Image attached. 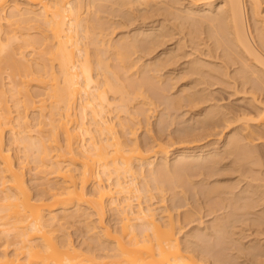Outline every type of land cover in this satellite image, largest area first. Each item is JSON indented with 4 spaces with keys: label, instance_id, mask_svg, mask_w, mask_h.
I'll use <instances>...</instances> for the list:
<instances>
[{
    "label": "bare ground",
    "instance_id": "obj_1",
    "mask_svg": "<svg viewBox=\"0 0 264 264\" xmlns=\"http://www.w3.org/2000/svg\"><path fill=\"white\" fill-rule=\"evenodd\" d=\"M17 1L23 4L0 0V239L9 242L6 248L15 247L12 254L0 251V264H264L263 239L259 240L264 236V184H258L263 177L250 169L264 162V0ZM116 18L120 20L115 23ZM139 19L150 27L138 31L134 27L132 36L127 33L115 42L107 39V29L128 24L124 29ZM32 23L42 29L40 35L31 36V28L24 27ZM177 33L184 34L174 48L152 55ZM189 43L192 50L184 51ZM180 57L187 61L175 75L177 66L169 68ZM230 67H235L232 76ZM120 69L126 71L124 76ZM131 70L135 72L127 74ZM189 75L200 79L184 83L174 99L164 95L172 100L167 104L173 111L186 101L193 123L195 119V126L177 130L178 141H198L220 124L237 127L230 130L223 151L220 140L200 151L179 147L173 163L170 157L176 148L168 139L160 134L142 145L129 122H116L111 113L128 114L135 96L148 99L143 98L146 88ZM207 79L218 80L213 82L217 85L219 81L240 85L243 94L251 96L249 107L258 110L227 112L218 99L219 104L203 112L197 105L212 103L216 96L206 88L194 89ZM33 86L44 91L34 94ZM129 87L135 90L130 92ZM150 113L137 112L147 123ZM14 146L23 150L22 157L14 155ZM230 157L233 161L225 164ZM157 160L161 167L155 165ZM30 163L34 164L30 172L41 181L35 194L29 184L32 178H27ZM234 174L237 184L228 178ZM188 188L197 200L192 211L181 212L185 205L177 202L164 206L167 194L174 192L175 198L179 189L187 203ZM152 191L160 195V202L148 203L156 198ZM108 206L116 210L115 229L106 224ZM203 209L213 219L202 235L199 228L194 232L203 239L213 237L210 242L218 251L195 233L181 242L182 228L196 220L195 210ZM82 215L95 219L86 225L93 243L100 248L103 241L112 243L114 252L97 257L91 249L77 248L69 236L53 237L68 223L62 219L75 221ZM247 228L260 235L248 245Z\"/></svg>",
    "mask_w": 264,
    "mask_h": 264
},
{
    "label": "rangeland",
    "instance_id": "obj_2",
    "mask_svg": "<svg viewBox=\"0 0 264 264\" xmlns=\"http://www.w3.org/2000/svg\"><path fill=\"white\" fill-rule=\"evenodd\" d=\"M11 1V3L13 4L15 1L17 2V3H20V4H23V2L22 1H17V0H10ZM12 7H13V5H11L8 9H6V14L8 15L10 12H11V10H12ZM262 8H263V10H264V2H263V5H262ZM102 15V14H101ZM102 16H106V14H104V15H102ZM113 20H115V23H116V21H119L120 20V18H116V19H113ZM141 23H139V22ZM133 24V26H129V27H125L124 29L122 28V27H124L125 25H127L128 26V24H125L124 26L122 25V27L120 28H118V27H115L114 26V28L113 27H111V25L110 26H107L108 28H110V29H107L105 32L107 33V34H109V36L107 37V39H111V40H113L114 41V39H118L119 38V36L121 37V36H124L125 34H127L128 35V37H130V36H132V34H133V32H135V28H137L136 29V31H138V30H145V28H148V27H150V24L147 26V25H145V24H142V21L139 19V20H137V22L136 23H132ZM131 24V25H132ZM135 24V25H134ZM138 24V25H137ZM118 26V25H117ZM25 28H31V29H29V33L31 34V36H38V35H40V32L42 31V29H40V27H39V25L38 24H36V23H32V24H29V25H27V26H24ZM106 27V28H107ZM135 27V28H134ZM140 27V28H139ZM143 27H144V29H143ZM117 28V29H116ZM132 33V34H131ZM182 34H184V33H182ZM180 35V33H179V35L180 36H178V33L175 35V38H177V39H175V38H167V42H165V46H163L162 48H159L158 50H157V52H154L152 55L153 56H155V55H160V54H162L163 53V51L164 50H169V49H171V48H174L175 47V45L177 44L176 42H178V39H180V38H182L183 37V35ZM130 35V36H129ZM126 36V35H125ZM177 36V37H176ZM127 37V36H126ZM169 39V40H168ZM174 40V41H173ZM187 40V39H186ZM116 41V40H115ZM114 41V42H115ZM171 41V42H170ZM174 45V46H173ZM188 48H185L184 49V51H191L192 50V47H191V44L189 43V46L188 45H186ZM185 46V47H186ZM92 47H94L93 45L91 46V48ZM171 47V48H170ZM180 54H182V52H179ZM181 58V57H180ZM146 60H148V58H145ZM183 58H181V59H179V61H178V59L177 60H175V61H177L176 63H175V61H174V63H175V65H173L172 64V66H170V68L169 69H174V67L175 66H177V67H175L176 69H178L176 72H175V75L176 74H179L180 73V70H179V68L181 69L184 65L183 64H185L186 63V61H187V59L185 58V60L183 59ZM206 59V58H205ZM180 60H182V61H180ZM206 60H210V59H206ZM217 62H220V61H217ZM32 64H35V61H32L31 62ZM180 63V64H179ZM174 66V67H173ZM168 68H167V70H165L163 73H165V75L167 74V72H168V70H169ZM234 69H235V67H230V74L234 71ZM179 71V72H178ZM133 72H135L134 70H131V71H129L127 74H131V73H133ZM171 72H174V71H171ZM119 73L122 75V76H124L125 74H126V71L125 70H122V69H120L119 70ZM232 75H234V72L231 74V76ZM168 76V74L166 75V77ZM190 76V75H189ZM189 76L187 77V79H186V77H185V79L187 80V81H185V79L184 78H182V81H174L173 80V82L175 83V82H177V83H173L171 80V83L169 82V79H168V81H166L167 80V78H166V82L164 81V83L160 86H152L151 88H146L145 89V95H143V98L145 97H148V99L146 98V101H145V99H142V98H138L137 96H135L134 98H137V100L136 101H132V103H130V105H129V111H128V114H126V113H119V111H114V112H112L111 113V116L114 118V121H116V122H119L120 120H122V121H126V122H129V124H130V126L131 127H133L134 129H135V131H136V138L138 139V141L140 142V144H142V145H147V143L149 144V142L151 143L152 141H153V139L152 138H159V137H161V135H162V137H163V139L165 138V141L167 140V142H169V143H171V144H173L174 145V142H175V145H174V147H173V145H171V144H169L170 146H171V148H176L175 149V151H173L172 152V154H171V157H170V161L172 162V160H173V163H175V156L177 155V152L180 150L179 149V147H195V149H196V151H200L201 150V148H204V147H206L207 145L208 146H210V145H212V144H217V143H219V141L218 140H220V142H221V145H220V148H223V149H221L222 151L225 149V147H224V145H225V143H226V139L228 138V136L229 135H231V133H233L232 131H230V130H232L233 128H235V127H237V125L236 124H233V126H232V124L228 127V128H225L228 124H225V125H222V124H220L218 127H221V125H222V127L221 128H216V130L214 131H211L212 133H210V134H207V135H205V134H203V137L202 138H200L198 141L197 140H195V141H186V142H179L178 141V136L180 135V133H179V135H178V133H177V130H178V132L180 131H185L184 129H186V128H189V127H193V126H195V119H194V123L192 122L193 121V115H192V113H191V111H190V106L188 105L187 107L185 106L186 105V101H184L185 103L183 104L184 106H182V108L181 109H179V110H177V111H173V109H170V107L171 106H169V104L171 103V102H169V101H172V100H168L167 101V97L169 98V95H170V98L171 99H174L173 98V95H174V97H176L177 96V94H178V92L181 90V86H183L184 85V83H188V82H191V81H193L194 83H195V81H196V83H197V81L200 79V78H198V76H193L192 78H191V76H190V78H189ZM184 79V80H183ZM190 79H191V81H190ZM176 80H178V79H176ZM208 80V79H207ZM216 82L218 81V80H215ZM214 80H208V81H206V83L204 82V84H200V86H197L198 88H195L194 90L195 91H197V90H202V89H207V93H210L211 95L213 94V95H215V96H212V97H210L211 99L213 98V97H215V99L213 100V101H211L212 103H210V102H208V103H200L199 105H197L198 106V108H201V109H203V112H205V110L204 109H206L207 107H208V109L210 108V106L213 104V103H215V104H219L220 102L221 103H223V105L222 106H225L226 107V109H225V111H227V112H230L229 110H231V112L233 111V110H238V112H239V110H240V112L244 109V107H246V108H248V111H251L252 110V112L253 111H255V112H253V113H256V110H258V109H256L255 110V108H251V107H249V99H250V95H248V93H246L245 92V95L243 94V92L242 91H244V90H242V88L240 89V87L238 86V85H235V84H228V83H226L225 84V82H222V83H224V85L223 84H221V82L219 81V83H218V85H217V83L215 84V83H213V82H215ZM221 81H223V79L221 80ZM231 81V80H230ZM4 82L6 83V87H7V89H10V84H9V78H8V74L7 73H4ZM209 82H212V83H210L211 85H217V86H214V87H211V85H209ZM233 82V80L231 81V83ZM193 83V85H195ZM205 84L207 85L206 87H205ZM174 85V86H173ZM192 85V86H193ZM201 85H203V86H201ZM220 85V86H219ZM222 85V86H221ZM227 85V86H226ZM231 85V86H230ZM173 86V87H172ZM171 87H172V89H171ZM232 87H234V88H232ZM236 87H238V88H236ZM162 88V89H161ZM174 88V89H173ZM210 88V89H209ZM197 89V90H196ZM236 89H237V92H236ZM30 90H31V92L32 93H41V92H43L44 91V88L43 87H38V86H33V87H31L30 88ZM129 90H130V92H133L135 89H132V88H130L129 87ZM194 90H191V91H194ZM242 90V91H241ZM214 92V93H213ZM238 92H241V93H238ZM165 93H168L167 95L165 94ZM206 93V92H205ZM236 93H238V94H236ZM111 94V93H110ZM109 94V95H110ZM164 95H165V97L166 98H164ZM176 95V96H175ZM179 95V94H178ZM248 95V96H247ZM113 97L114 95L112 94V95H110V97ZM118 97L120 96L119 94L117 95ZM172 96V97H171ZM250 96V97H249ZM217 98V99H216ZM220 98L222 99L221 101H220ZM218 99H219V103H218ZM243 99H245V100H243ZM217 100V101H216ZM146 102V104L147 105H144L143 104V102ZM246 101V102H245ZM169 102V104H167ZM10 103V106H11V108H12V110H15V108H14V105H13V103L12 102H9ZM221 103L219 104V105H221ZM225 104V105H224ZM228 104V105H227ZM171 105V104H170ZM214 105V104H213ZM228 107V108H227ZM172 108V107H171ZM230 108V109H229ZM238 108V109H237ZM240 108H242V109H240ZM244 109L243 111H245V110H247V109ZM251 110H250V109ZM140 109H145V110H151V113L149 114V123H147V121H146V119H145V117H143V116H140V115H138L137 114V112H138V110H140ZM208 109H206V110H208ZM176 110V109H175ZM236 112V111H235ZM30 121H31V123H32V125H34V124H36V121H35V114H31L30 115ZM190 122H192L191 123V125H190ZM192 124H193V126H192ZM189 125V126H188ZM235 125V126H234ZM186 127V128H185ZM183 128V129H182ZM226 129V130H225ZM222 130H223V132H222ZM162 131V132H161ZM182 131V132H183ZM215 132V133H214ZM221 132V133H220ZM177 133V134H176ZM161 134V135H160ZM213 134H215V136L213 135ZM218 134V135H217ZM225 135V136H224ZM159 136V137H158ZM177 138H176V137ZM206 138H205V137ZM168 137V138H167ZM170 137V138H169ZM179 137H181V135L179 136ZM173 138V139H172ZM170 139V140H169ZM175 139V140H174ZM6 140H7V143L9 144V142H8V140H9V134H7V136H6ZM217 140V141H216ZM174 141V142H173ZM224 141V142H223ZM173 142V143H172ZM176 142H178V143H180V144H178V143H176ZM223 142V143H222ZM181 145H183V146H181ZM187 145V146H186ZM199 147V148H198ZM213 146H210V148H212ZM15 148V149H14ZM198 148V149H197ZM13 149H14V155H17V157L19 158V156L20 157H22V155L24 154L22 151L23 150H21V148H18V147H13ZM17 149H19V151L17 150ZM179 149V150H178ZM200 149V150H199ZM262 150V149H261ZM177 151V152H176ZM263 151H264V149H263ZM262 151V152H263ZM261 152V153H262ZM175 155V156H174ZM262 155H264V153H262ZM174 156V157H173ZM261 157V156H260ZM259 157V158H260ZM231 158V157H230ZM228 158L227 160H226V162H224L225 164H228L230 161H233V159L231 158ZM262 158H264L263 156H262ZM172 159V160H171ZM159 160H161V159H159ZM260 160H261V158H260ZM262 162L264 161L263 159L261 160ZM160 162H162V161H155V165L157 164V168H158V166H160L161 167V163ZM170 162V163H171ZM172 163V164H173ZM263 164H264V162H263ZM263 164H261L260 166H262V167H260V166H258L257 168L259 169V171H258V169L256 168V167H251L250 169H253L252 171L256 174L257 172L263 177H261L262 179L261 180H259L260 182H262V183H260L259 181V183L258 184H260V185H263L264 184V166H263ZM34 166V164L33 163H30L29 165H28V169L26 170L27 171V178H28V180H29V178L31 177L32 178V180L31 181H29V184L30 185H32L33 186V193L35 194V193H37V191L39 190V188L36 186L38 183H40L41 181L36 177L35 178V176H34V173H33V171L32 172H30V168H32ZM256 168V169H255ZM260 168H262V170L260 169ZM257 171V172H255V171ZM250 171V170H249ZM251 172V171H250ZM261 172V173H260ZM252 173V172H251ZM254 173H252V175L254 174ZM258 173L255 175L254 174V176H258ZM29 175H31V176H29ZM144 175H146V177H147V179L150 181L151 180V177H150V174H149V171H148V169H146V171H145V174ZM235 175V174H234ZM231 175L230 177H228L229 179H230V182L231 183H235V182H238V175ZM248 175H250V176H248L250 179H251V174H249L248 173ZM259 178V177H258ZM198 179H200V178H198ZM197 179V180H198ZM201 179H202V177H201ZM200 179V180H201ZM249 180V179H248ZM246 183H248V181L246 180L245 181ZM242 183V185H240L242 188H244L245 186H246V183ZM51 183H53V181L51 182ZM257 183H254L255 185L257 184ZM139 184L141 185V186H143L144 184H145V182H144V180L140 177L139 178ZM151 184H153V183H151ZM235 184H237V183H235ZM189 187V186H188ZM240 187V188H241ZM177 190V189H176ZM175 190V191H176ZM190 190H192V188H188L187 189V193L188 192H190V193H188L187 194V196L189 197V201L186 203L185 202V200H186V198L184 197V196H182V194H180V192L179 191H181L180 189L178 190V191H176L177 193V195H175V198H174V192H170V193H168L167 194V196L169 197V200L167 201V202H165L164 203V206H170L171 207V205L173 204V202H177V205H180V206H182V204L183 205H185V206H183L182 208H180L179 210L182 212V211H184V210H188V209H194L196 206H197V200H196V198H195V195H191V191ZM192 191H194V190H192ZM179 192V193H178ZM152 193H154V194H156V198L152 201V202H148L149 204L150 203H157V202H160V200H161V197H160V195L156 192V191H152ZM193 193V192H192ZM180 194V195H179ZM171 195V196H170ZM182 197H184L185 198V200L182 198ZM172 198H174V199H172ZM175 200V201H174ZM179 202H178V201ZM146 201V199H143V202H145ZM135 202H137V201H135ZM134 202V203H135ZM191 204H190V203ZM147 202H146V204H148ZM185 203V204H184ZM189 203V204H188ZM145 204V203H144ZM190 205V206H189ZM191 205L192 206H194V208L193 207H191ZM84 208V207H83ZM263 208H264V206H263ZM75 209L76 208H71L69 211H75ZM163 209V208H162ZM161 209V210H162ZM165 209V208H164ZM83 210V209H82ZM161 210H158L157 212L158 213H161L162 211ZM191 210V211H192ZM59 211V210H58ZM58 211H55L54 213L56 214ZM115 212H113V210H111V207L110 206H108V208H107V214H106V224L108 225V226H110V227H112V228H116L117 227V225H116V223L118 222H116V219L117 218H114V217H116L117 215H116V210H114ZM195 212V215H196V217H195V221L193 222V223H191V224H189L188 226H186V227H183V226H180L181 228H182V230H181V233H180V239H181V242H183L184 241V239H185V236L189 233V234H196V232H194V231H196L198 228H199V230H197L198 232L197 233H199V231H201L200 232V235H202L201 233L203 232L204 233V230L203 229H205L206 227H207V225L206 224H209L210 223V221L213 219V215L212 216H207L206 214H207V212L203 209V211L201 210L200 212H198V211H194ZM59 213V212H58ZM113 213H114V217H113ZM173 214H175V219H177V210H173ZM116 215V216H115ZM162 215V214H161ZM203 217L202 218V220H199V218L201 219V217ZM207 216V217H206ZM198 218V219H197ZM95 219L94 218H92V219H90V220H86V217L85 216H81L79 219H77V220H75V221H69L68 219H62V223H67L66 225H65V227L64 228H57V232L55 233L56 234V236H54L53 235V237H57V240H61V239H67L68 238V236H69V238H70V240L74 243V245L75 246H77V248L78 247H80V249L82 248H84V249H88L87 251H89V249H91L89 252L91 253V251H92V255H96L97 257L99 256V257H102V258H105L108 254L107 253H109L110 254V252H112L111 251V249H112V247H114V245L112 244V243H109V242H106V241H103L104 243L102 244V247L100 248V246H97L98 244H94L93 243V237H94V235H92V234H88L87 232V227H86V225L87 224H92V221H94ZM204 221V222H203ZM201 222H203V224H200ZM94 223V222H93ZM118 224V223H117ZM201 225V226H200ZM210 225V224H209ZM208 225V226H209ZM116 226V227H115ZM178 226L179 225H177L176 226V228H178ZM205 227V228H204ZM244 227V226H243ZM200 228L202 229V230H200ZM248 230V232L247 233H245L244 235L245 236H247L246 237V239L244 240V243L245 244H249V242H250V240L252 239V240H255V239H259L260 238V235H258L259 237H257V235L256 236H254L255 235V233H254V228L253 229H251V230H249L248 228L246 229V231ZM253 231V232H252ZM206 232V231H205ZM250 232V233H249ZM53 233H54V231H53ZM207 233V232H206ZM205 233V234H206ZM252 233H253V235H252ZM251 234V235H250ZM196 235H198V234H196ZM200 235H198L199 237H200ZM204 235V234H203ZM242 235H243V233H242ZM243 235V236H244ZM249 235H250V237H249ZM67 236V237H66ZM65 237V238H64ZM252 237V238H251ZM254 237V238H253ZM256 237V238H255ZM262 237V236H261ZM211 238V237H210ZM209 237H207V236H205L204 235V239H203V237L201 236L200 237V239H202V241L204 240V241H206L205 243H208L207 241H209V243L212 245H215L216 246V243L214 244V243H211L210 241L213 239V237H212V239H210ZM263 239V240H262ZM249 240V241H248ZM259 240H262V245H264V236L262 237V238H260ZM6 242V243H5ZM213 242H215V240L213 241ZM5 244H9V242L7 243V240L5 239V238H1L0 239V251L1 250H7L8 252H11V254H12V252L14 251L13 249L15 248V247H12V246H7V247H10V248H6V245ZM218 244V243H217ZM247 244V245H248ZM214 246V248H215V250L216 251H218V249H219V247H215ZM102 248H104V250L102 249ZM83 249V250H84ZM84 252V251H83ZM89 252H87V253H89ZM114 252V251H113ZM232 252V251H231ZM230 252V250H229V253H231ZM84 253H86V252H84ZM228 253V252H227ZM232 253H234V252H232ZM244 259V258H243ZM246 260V259H245Z\"/></svg>",
    "mask_w": 264,
    "mask_h": 264
}]
</instances>
